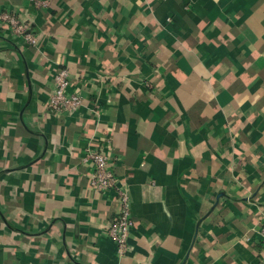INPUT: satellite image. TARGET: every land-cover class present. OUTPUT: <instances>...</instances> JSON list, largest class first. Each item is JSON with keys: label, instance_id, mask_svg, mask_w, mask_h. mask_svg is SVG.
<instances>
[{"label": "crops", "instance_id": "1", "mask_svg": "<svg viewBox=\"0 0 264 264\" xmlns=\"http://www.w3.org/2000/svg\"><path fill=\"white\" fill-rule=\"evenodd\" d=\"M0 0V264H264V0ZM84 105L49 112L54 77ZM98 106V108H97ZM130 188L125 256L89 188Z\"/></svg>", "mask_w": 264, "mask_h": 264}, {"label": "built area", "instance_id": "2", "mask_svg": "<svg viewBox=\"0 0 264 264\" xmlns=\"http://www.w3.org/2000/svg\"><path fill=\"white\" fill-rule=\"evenodd\" d=\"M37 7L48 5L46 0H32ZM0 20L8 22L11 26L13 36L23 39L31 45H37L38 39L29 32V24L13 15L0 14ZM68 74L65 71L58 72L54 77V88L49 95L48 109L51 114L59 115L65 113L74 115L83 105L84 99L80 94L69 93ZM98 108V106H97ZM91 172L88 174V184L94 192L105 194L113 192L117 202V212L106 226V234L112 239L120 256H125L130 250L129 236L135 227L131 214V195L127 183L118 178L114 171V160L110 151L101 146L88 147L83 156ZM264 242V224L259 232Z\"/></svg>", "mask_w": 264, "mask_h": 264}]
</instances>
